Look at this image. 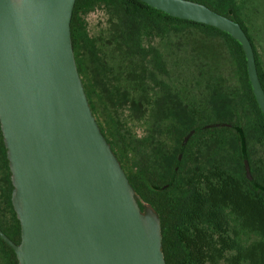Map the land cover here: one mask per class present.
Instances as JSON below:
<instances>
[{
	"label": "water",
	"instance_id": "water-1",
	"mask_svg": "<svg viewBox=\"0 0 264 264\" xmlns=\"http://www.w3.org/2000/svg\"><path fill=\"white\" fill-rule=\"evenodd\" d=\"M77 0H0V126L21 226L19 264H166L161 219L130 184L103 136L78 71L71 36ZM236 40L264 116L253 45L241 27L191 0H140ZM182 141L171 179L195 132ZM246 177L253 182L247 154ZM168 185L164 186L166 189Z\"/></svg>",
	"mask_w": 264,
	"mask_h": 264
},
{
	"label": "trees",
	"instance_id": "trees-1",
	"mask_svg": "<svg viewBox=\"0 0 264 264\" xmlns=\"http://www.w3.org/2000/svg\"><path fill=\"white\" fill-rule=\"evenodd\" d=\"M191 1L204 4L241 25L253 45L264 89L263 64L241 19L236 0ZM97 6H107L110 10L107 29L98 37L90 38L82 14ZM188 27L224 39L239 68L240 86L230 89L220 74L204 80L208 91L205 110L191 108L189 117L184 116L182 109L180 113L175 110L172 147L153 142L150 128L145 129L142 139L129 141L127 135H122L117 143L125 158V169L122 168L140 197L141 208L151 206L161 219L166 264H264V159L254 162L255 149L264 151V116L248 79L241 45L217 28L170 17L140 0H77L71 36L78 71L88 97L86 83L91 87L93 81L105 85L107 65L102 56L107 45H114L121 74L141 76V112L145 116L146 106L151 103L149 90L145 87L147 81H152L158 73L169 74L170 71L160 52L153 46L144 45V38H165L174 29ZM193 46L190 59L201 63L205 60L206 45L196 43ZM213 51L208 53L214 57ZM216 55L217 61L219 51ZM168 87L165 83L164 89ZM208 116L214 120L205 122ZM214 123H228L233 127L197 131L188 141L171 183L183 138L195 127ZM0 138L2 141L1 131ZM244 153L253 182L246 177ZM8 163L6 159L7 167ZM169 183L170 186L163 189ZM10 189L12 193V184ZM13 217L14 220L6 224L9 229L1 225L0 229L19 244L21 226L15 212ZM0 250L5 264H19L13 248L1 237Z\"/></svg>",
	"mask_w": 264,
	"mask_h": 264
},
{
	"label": "flooded vegetation",
	"instance_id": "flooded-vegetation-1",
	"mask_svg": "<svg viewBox=\"0 0 264 264\" xmlns=\"http://www.w3.org/2000/svg\"><path fill=\"white\" fill-rule=\"evenodd\" d=\"M113 47L114 45H107L102 56V61L107 65L104 77L105 85L98 83V81H93L92 87L86 83V88L88 90L89 104L100 130L124 168L125 158L123 157V151L117 145L118 141L120 143L121 136L127 135L126 137L129 141L131 139H142V137H135L134 132L130 129L132 124L130 122H134L137 127L142 123L145 124V129L150 128L153 142L157 145L172 147L174 145L175 110L177 109L178 113H180L182 109L184 116L189 117L192 105L186 86H183L182 89L177 88L174 84L166 82V80L168 82L171 81L170 73H158L152 81H147L148 83L145 85L149 90L151 103L146 106L145 116L142 115L143 83L141 76L128 77L126 74H121V67L118 65L119 59ZM190 50L189 47L185 49V55L186 57L188 56V59L190 58ZM160 54L162 55L161 52ZM92 74L95 76L94 70H92ZM81 79L83 82L82 76ZM165 83L169 86L167 90L164 89ZM199 105L203 106H199L197 110L204 111L206 106L204 100L202 103L199 102ZM199 127L202 126L195 128ZM2 141L0 138V225L5 229H9L6 224L14 220L13 213L15 211L12 205V193L10 192L12 181L11 178L9 179V163L8 167L6 165L7 152H5L3 134ZM141 209L144 210L143 207Z\"/></svg>",
	"mask_w": 264,
	"mask_h": 264
},
{
	"label": "rangeland",
	"instance_id": "rangeland-1",
	"mask_svg": "<svg viewBox=\"0 0 264 264\" xmlns=\"http://www.w3.org/2000/svg\"><path fill=\"white\" fill-rule=\"evenodd\" d=\"M236 2L240 9L241 19L250 32L264 68V0H236ZM109 12L107 6H97L82 14L86 33L90 38L98 37L107 29ZM144 40L146 47L153 46L162 53L171 75V81L166 80V82L174 84L180 89L186 86L192 108L199 109V106H203L199 105V102L202 103L208 95L205 82L210 77L220 74L223 82L230 89L240 86L239 68L224 39L218 35H205L193 27H188L174 29L165 38L157 36L144 38ZM194 41L199 45H206L205 60L201 63L194 62L185 55V49L187 47L191 49L196 44H193ZM215 49L220 53L217 61L214 59L217 56V51H213ZM210 51H213L214 57L208 53ZM209 120L213 121L214 118L208 116L205 122ZM130 123H132L130 129L134 132L135 137L145 136V124L142 123L137 127L134 122ZM261 159H264V151L261 148L255 149L254 162L258 163ZM0 264H5L1 250Z\"/></svg>",
	"mask_w": 264,
	"mask_h": 264
}]
</instances>
